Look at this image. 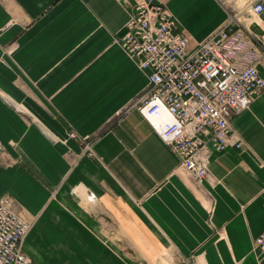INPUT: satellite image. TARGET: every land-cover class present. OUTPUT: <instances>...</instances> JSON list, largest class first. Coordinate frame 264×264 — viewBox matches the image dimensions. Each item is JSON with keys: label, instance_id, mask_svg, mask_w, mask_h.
Returning a JSON list of instances; mask_svg holds the SVG:
<instances>
[{"label": "crops", "instance_id": "0c3cea01", "mask_svg": "<svg viewBox=\"0 0 264 264\" xmlns=\"http://www.w3.org/2000/svg\"><path fill=\"white\" fill-rule=\"evenodd\" d=\"M190 48L264 0H159ZM135 0H0V199L32 223L35 264H264V92L180 166L138 110L148 73L119 45ZM236 18L237 20L235 21ZM256 65L264 77V54ZM240 143L241 146L237 147Z\"/></svg>", "mask_w": 264, "mask_h": 264}, {"label": "built area", "instance_id": "2783aa9c", "mask_svg": "<svg viewBox=\"0 0 264 264\" xmlns=\"http://www.w3.org/2000/svg\"><path fill=\"white\" fill-rule=\"evenodd\" d=\"M263 12L259 1L250 8L253 16ZM233 23L191 49L189 37L175 30V18L162 1L135 0L126 33L117 40L148 73L149 90L139 112L178 155L179 167L197 179L207 178L210 151L200 135H207L217 151L225 150L232 119L264 92V77L256 67L259 56L249 48L251 40L264 54V34L253 35L242 26L233 30ZM30 229L11 198H1L0 264H35L23 250ZM255 245L264 253V232Z\"/></svg>", "mask_w": 264, "mask_h": 264}, {"label": "rangeland", "instance_id": "374dc122", "mask_svg": "<svg viewBox=\"0 0 264 264\" xmlns=\"http://www.w3.org/2000/svg\"><path fill=\"white\" fill-rule=\"evenodd\" d=\"M257 36H261V35H257ZM4 197H9V198H11V200L13 201V199H12V197H10V196H4ZM3 198V197H2ZM13 208H14V201H13ZM18 213V212H17ZM29 222V221H28ZM30 223V222H29ZM31 224V228H32V223H30ZM31 230V229H30ZM30 232V231H29ZM28 235V234H27ZM26 238V237H25ZM25 240V239H24ZM23 243H24V241H23ZM24 250V249H23Z\"/></svg>", "mask_w": 264, "mask_h": 264}]
</instances>
